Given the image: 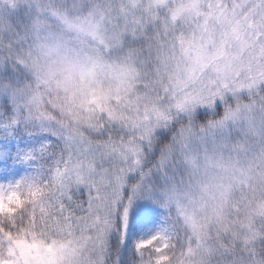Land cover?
I'll use <instances>...</instances> for the list:
<instances>
[{
  "label": "rangeland",
  "instance_id": "374dc122",
  "mask_svg": "<svg viewBox=\"0 0 264 264\" xmlns=\"http://www.w3.org/2000/svg\"><path fill=\"white\" fill-rule=\"evenodd\" d=\"M192 19L211 26L185 33L188 48L172 43ZM235 19H264V0H0V33L11 41L1 43L0 75L28 77L16 93L31 100L37 125L65 134L78 158L71 175H106L112 158L115 175L79 236L11 243L5 264H111L110 242L122 255L131 218L147 207L176 210L205 264L227 255L215 233L240 237L236 264H264L251 252L264 243V46ZM218 108L222 121L199 134L182 127L162 146L177 120Z\"/></svg>",
  "mask_w": 264,
  "mask_h": 264
},
{
  "label": "trees",
  "instance_id": "16d2710c",
  "mask_svg": "<svg viewBox=\"0 0 264 264\" xmlns=\"http://www.w3.org/2000/svg\"><path fill=\"white\" fill-rule=\"evenodd\" d=\"M121 1L124 4L127 0ZM118 6H121L120 1ZM206 7L209 9L208 6ZM210 20L192 19L190 25L185 27L182 25L169 37V40L176 45L183 43L188 48L193 39L185 38V33L200 31L201 27V32H205L211 26ZM154 21L159 30L164 28L163 19H154ZM237 21L244 32L255 28L256 45L260 42L264 46V19H235V22ZM147 24L152 27L150 19L143 21L144 27ZM7 25L9 27L10 22ZM4 34L0 33V47L3 46L2 50L6 52L8 50L6 44L10 45L11 41L8 35ZM201 40L202 38H198L199 42ZM4 42L6 44L1 45ZM0 56L3 57V54L1 53ZM263 61L264 58L260 62ZM260 62L257 64L262 67L259 70L262 73L264 66ZM14 71L16 75H20V70L15 68ZM15 74L0 75V264H5L9 260L11 243L38 241L51 244L79 236L83 232V224L90 218L93 203L97 198L105 201L106 193L112 192L115 188V184L112 183L115 175H109L113 171L111 161L113 162L114 158L102 166L106 170V175H97L98 178L71 175V171L78 163L74 149L61 131L53 130L50 125L36 124L34 118L37 114L27 105L31 100L28 96H20L16 93L25 91L24 83H28V77L24 75V81H21ZM172 97L170 96L168 100ZM218 109L212 115L214 117L201 112L198 114L202 115L190 121L177 120L163 139L162 146L167 148L172 138L179 135L182 127L191 128L199 134L202 128L222 121L225 109ZM95 138L100 140L97 136ZM159 157V150L151 155L153 161L158 160ZM258 164L262 165L260 162ZM178 174L182 173L178 172ZM126 182L130 184L132 180ZM244 213L241 210V217ZM229 216L231 220L230 213ZM236 218H239V214ZM218 234L220 238H216L215 233L211 239L219 240L227 253L225 258H219V264L224 262L227 264L224 259H231L232 263L236 264L244 249L240 237L235 239L231 234L227 236ZM122 243L121 255L117 241L110 242V247L114 251L109 253V263L114 264L115 256L118 254L121 256L118 264H205L207 262L206 259L201 258L202 250L199 247L195 248V236L173 208L147 207L137 211L129 222ZM192 250L196 251L192 252ZM189 251L192 253L191 256ZM251 252L254 257L258 256L264 261V243H259L256 249L253 247ZM213 257L209 259L208 264H212Z\"/></svg>",
  "mask_w": 264,
  "mask_h": 264
}]
</instances>
